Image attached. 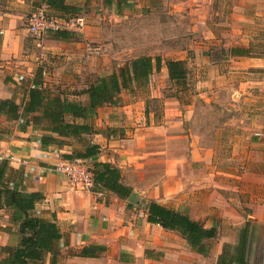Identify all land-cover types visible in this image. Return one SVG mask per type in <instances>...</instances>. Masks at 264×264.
Returning a JSON list of instances; mask_svg holds the SVG:
<instances>
[{
	"label": "crops",
	"instance_id": "1",
	"mask_svg": "<svg viewBox=\"0 0 264 264\" xmlns=\"http://www.w3.org/2000/svg\"><path fill=\"white\" fill-rule=\"evenodd\" d=\"M5 1L0 4V99L19 103L26 80L38 67L45 85L66 90L75 88L71 76L97 70L92 68L94 55H102L103 48L87 53L84 41L93 37L87 36L89 26L74 31L69 20L57 17L74 36H41L39 45L35 39L39 54L28 53L21 19L23 7L31 1ZM66 1L93 7V0ZM138 2L145 5L151 22L148 42L134 43L117 67L135 57L159 55L161 68L149 76L142 95L127 98L125 89L118 101L98 107L86 120L94 131L85 135L98 146L95 158L118 168L120 182L136 193L137 203L103 187L89 192L74 188L65 176L49 169L73 159L66 155L81 150V143L68 138L62 146L42 144L40 138L48 131L25 124L22 115L13 119L0 112V156L18 172L24 190L41 194L32 214L54 222L60 234L54 253L44 251L34 264H264V0ZM101 4L105 10L115 7L121 29L122 0ZM171 35L185 41L183 46L168 44ZM45 57L58 60L49 64ZM168 59L184 60L187 76L190 68L196 74L191 85L195 91L185 90L188 98L186 93H165L167 85L178 87L168 77ZM82 82V88L87 87V79ZM68 98L86 101L85 95ZM150 99H161V116L148 105ZM226 104L242 110L237 119L236 113L227 114L228 124L243 123L229 128L227 144L220 148L228 154L227 164L219 170L213 143L217 134L212 130ZM151 202L215 235L193 243L180 229L150 222ZM19 240L11 210L1 208L0 258L6 255L2 247H15Z\"/></svg>",
	"mask_w": 264,
	"mask_h": 264
},
{
	"label": "trees",
	"instance_id": "2",
	"mask_svg": "<svg viewBox=\"0 0 264 264\" xmlns=\"http://www.w3.org/2000/svg\"><path fill=\"white\" fill-rule=\"evenodd\" d=\"M45 5L57 17L67 20V16L76 17L80 8L66 0H36ZM47 36L57 40H67L74 36L73 31L58 27L46 31ZM159 55H142L125 61L117 70L99 76L90 81L87 87L76 90L60 88L51 89L45 85L42 68L38 67L33 77L26 80L25 96L19 103L13 99H0V112L9 118L24 116V123L40 126L48 131L41 136L42 144L62 146L68 138L78 140L83 148L66 155L67 158H84L89 160L94 187H103L127 197L131 188L120 182L117 167L108 162L99 161L98 146L85 138L93 128L86 122L96 109L104 104L118 101L122 90L133 91L134 87L145 88L149 76L161 68ZM168 77L183 88L186 85L189 68L184 60L168 59L165 61ZM86 96L82 102L68 96ZM69 115L70 119H67ZM81 119V121H77ZM55 133L56 135H53ZM39 192H28L19 182L18 172L11 168L6 159H0V209L11 210V220L18 223L20 240L17 246H4L6 255L0 258V264H34L41 261L44 251H55V242L60 237L57 225L32 214L36 201L41 199ZM148 220L159 223L169 229H180L193 243L201 238L212 237L214 230H207L187 216L160 206L154 202L148 205Z\"/></svg>",
	"mask_w": 264,
	"mask_h": 264
},
{
	"label": "rangeland",
	"instance_id": "3",
	"mask_svg": "<svg viewBox=\"0 0 264 264\" xmlns=\"http://www.w3.org/2000/svg\"><path fill=\"white\" fill-rule=\"evenodd\" d=\"M28 1L29 2L31 1V5L23 7V18L21 19L22 26L26 29V34H27L26 36H28L26 40L27 52L31 53V51L34 52L36 50V53L35 52L34 53L38 55L39 54L38 51L40 47H37L35 45V38L27 31V20L29 14L38 9H42L43 12H45L49 18L55 19L58 25L62 26V23L57 18L55 13H53L45 5L43 4L40 5L39 3L37 4L36 0H28ZM138 1L139 0H122V6H123L122 10H124V14H123L124 23L121 29H123V31H121L120 27L118 26L119 21H116V14H115L116 12L114 6H112V8L110 9L105 10V8L101 4L102 0H93L92 8L90 6L80 8L78 15L79 14L82 15L84 17V25L89 26V28L87 29L88 30L87 36H93L90 39H85L84 46L87 43L94 46H101L103 48L102 49L103 54L94 55L95 61L94 63H92V68H97V70H95L96 72L92 71L91 73H89L90 75L86 76L85 71H82L81 77L76 78L74 76L73 77L71 76V79L74 82H76V83H72L74 84L75 88H69L68 90L81 89L82 83H84L82 81L85 80V78L87 79V83H89L90 81L91 82L94 81L99 76L109 74L110 72L114 71L115 68L118 69L117 63H121L123 62V59L127 58V52L131 51L134 43L140 44V43L148 42V39H146L147 31H148V27L151 25V22L150 19L145 16L146 14V12H144L145 5L137 4L139 3ZM2 3L6 4V1L0 0V4ZM134 4H137L140 7L139 6L134 7L133 6ZM12 5L13 3L9 4V6ZM67 17H68L67 20L69 21L73 18L71 16H67ZM189 29L190 28H188L187 31L188 33L189 31L190 32L192 31L191 29L190 30ZM158 31L160 30L155 31V35L162 40L163 37L162 35L159 36ZM142 34L145 36H143ZM42 36H47V32L45 31ZM116 36H124L123 41L117 40ZM190 36H193V34ZM184 43L185 41L180 42L178 40V36H172V35H171V41L170 40L168 41V44H173V45L183 46ZM29 44H33L34 47L31 48ZM140 51L144 52L147 50H138L137 53H141ZM215 54L220 55L219 50L215 51ZM43 60L46 63L50 64L51 62V64H54L55 62H57L58 59L53 57L51 58L45 57V59ZM96 63H100L101 65H98L97 67ZM193 67H195V65H193ZM190 69L191 70L189 73V77L187 76L186 85H184L185 88H183L181 85H177L178 87H176L175 85L171 84V85H167V87L165 88L166 89L165 93L176 94L180 92V94L183 95L186 93L185 90L187 88H189L190 91L193 90L195 91L194 86L192 87L191 85L195 83L194 79L196 78V74L193 73L192 68ZM143 90L144 89L140 87L137 90L133 89V91L131 92L130 90H128L125 92L126 93L125 96L127 98H132L134 96L137 97L138 95H142V92H144ZM189 90L184 95L186 98H188L187 95ZM129 94H131V96H129ZM148 105L151 107V109H153L152 111H155V115L161 116V112H162L161 99H150L148 101ZM209 111L211 112L216 110L210 108ZM241 112H242L241 109H237V108L235 109L234 106L227 105L226 108L223 109V112H221L220 110L218 112L219 114L216 115L217 120H215L213 123L215 129H213L212 132L216 131L217 134L216 137L213 138L214 140L213 143L217 145V152L215 153V160L217 161V169L227 164L228 154L221 152L220 148H222L223 144H227L228 141L227 134L229 128H237V126L239 125L241 126L243 123V121L235 120L234 123L228 124L225 118L227 117V114L229 116V115H234V113H236L235 117L237 119L238 117H240ZM220 176H224V175L221 174Z\"/></svg>",
	"mask_w": 264,
	"mask_h": 264
},
{
	"label": "built area",
	"instance_id": "4",
	"mask_svg": "<svg viewBox=\"0 0 264 264\" xmlns=\"http://www.w3.org/2000/svg\"><path fill=\"white\" fill-rule=\"evenodd\" d=\"M69 26L74 31L80 30L84 25V17L76 16L69 21ZM60 27L55 19L49 18L42 9H38L29 14L27 20V31L36 39L37 45L43 33L49 29ZM87 53L93 54L98 52V47L86 44ZM0 159H3L0 156ZM89 160L84 158L65 159L55 163L50 167V171L65 176L74 188L80 191H92L94 188L93 179L89 171Z\"/></svg>",
	"mask_w": 264,
	"mask_h": 264
},
{
	"label": "water",
	"instance_id": "5",
	"mask_svg": "<svg viewBox=\"0 0 264 264\" xmlns=\"http://www.w3.org/2000/svg\"><path fill=\"white\" fill-rule=\"evenodd\" d=\"M128 200L132 203H137V197L135 192H131L128 196Z\"/></svg>",
	"mask_w": 264,
	"mask_h": 264
}]
</instances>
